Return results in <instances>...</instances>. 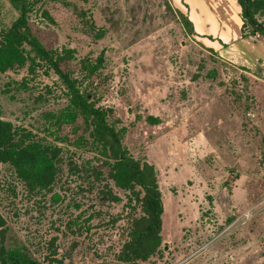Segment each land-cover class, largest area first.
Segmentation results:
<instances>
[{
  "label": "rangeland",
  "instance_id": "rangeland-1",
  "mask_svg": "<svg viewBox=\"0 0 264 264\" xmlns=\"http://www.w3.org/2000/svg\"><path fill=\"white\" fill-rule=\"evenodd\" d=\"M26 2V23L12 29L18 13L0 0V36L67 52L59 67L70 83L106 111L128 155L155 171L160 245L138 264H264V73L202 46L175 0ZM28 67L0 72V120L57 148L55 174L37 190L0 163L3 247L36 264H127L117 255L140 205L76 142L81 120H56L71 101L48 64Z\"/></svg>",
  "mask_w": 264,
  "mask_h": 264
},
{
  "label": "trees",
  "instance_id": "trees-1",
  "mask_svg": "<svg viewBox=\"0 0 264 264\" xmlns=\"http://www.w3.org/2000/svg\"><path fill=\"white\" fill-rule=\"evenodd\" d=\"M7 1L18 13L11 28L24 25L31 5L26 0ZM235 2L241 21L240 38L257 42L255 35L264 37V0H235ZM178 16L192 34L188 20L181 13H178ZM256 16L262 19L257 21ZM66 53L53 55L24 36H19L16 40L9 33L4 32L0 36V72L20 67L25 62L29 63V70L37 61L48 64L64 86L71 101V108L60 114L56 120L66 123H74L77 118L81 120V135L76 142L102 157L103 163L108 167L109 180L116 188L133 196L140 205L142 215L133 220L128 232V240L123 243L117 259L127 264L144 262L158 252L160 245L162 204L155 171L152 165L134 160L128 155L120 144L119 135L107 125L106 111L94 107L89 101V93L79 91L70 83L68 73L63 72L59 67L60 62L68 57ZM98 63L97 60L96 64ZM96 66L90 67L88 74L94 73ZM239 68L248 71L243 67ZM84 134L86 138L83 137ZM31 138L29 132L19 131L9 122L0 120V163L9 165L27 186L37 190L48 189L55 174L53 160L58 149L40 145ZM101 195L107 200L118 201V198L110 195L108 191L102 192ZM4 225L0 216V264H36L24 252L3 247Z\"/></svg>",
  "mask_w": 264,
  "mask_h": 264
},
{
  "label": "crops",
  "instance_id": "crops-1",
  "mask_svg": "<svg viewBox=\"0 0 264 264\" xmlns=\"http://www.w3.org/2000/svg\"><path fill=\"white\" fill-rule=\"evenodd\" d=\"M190 1L175 0L173 6L183 12L190 23L192 37L200 40L201 45L212 50L221 61L264 73L262 44L240 38L237 4L229 0H214L215 5H207L205 0H196L192 5Z\"/></svg>",
  "mask_w": 264,
  "mask_h": 264
},
{
  "label": "built area",
  "instance_id": "built-area-1",
  "mask_svg": "<svg viewBox=\"0 0 264 264\" xmlns=\"http://www.w3.org/2000/svg\"><path fill=\"white\" fill-rule=\"evenodd\" d=\"M251 215H250V211H247V212H245L244 214H243V218L244 219H247L248 217H250Z\"/></svg>",
  "mask_w": 264,
  "mask_h": 264
}]
</instances>
